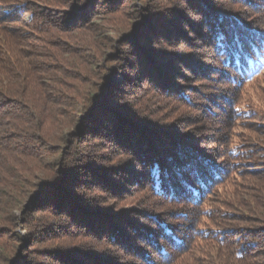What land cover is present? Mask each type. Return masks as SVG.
<instances>
[{"label":"trees","instance_id":"trees-1","mask_svg":"<svg viewBox=\"0 0 264 264\" xmlns=\"http://www.w3.org/2000/svg\"><path fill=\"white\" fill-rule=\"evenodd\" d=\"M121 1L69 0L67 10L56 0H0V264H264V139L253 146L222 133L213 151L180 109L154 114L125 99L141 89H125L141 65L137 84L200 107L220 131L254 123L264 138V108L244 93L264 77V0H190L175 19L179 34L202 25L200 55L212 65L176 61L203 70L198 84L219 80L203 88L214 97L200 93L208 106L169 71L183 43L156 25L180 1ZM108 14L117 28L101 43L92 22ZM132 35L147 46L119 51ZM237 176L244 185L222 196Z\"/></svg>","mask_w":264,"mask_h":264},{"label":"rangeland","instance_id":"rangeland-1","mask_svg":"<svg viewBox=\"0 0 264 264\" xmlns=\"http://www.w3.org/2000/svg\"><path fill=\"white\" fill-rule=\"evenodd\" d=\"M56 1H57L56 4L59 5L60 9H67V10L69 9L68 6L61 5L62 3L69 2V0H56ZM99 1L101 2L102 0H98V2ZM126 1L127 0H122L120 7L123 6L126 3ZM131 1L136 2V3L139 2L138 5L139 6L141 5V2H140L141 0H131ZM178 1H180L179 2L180 5L177 7V9H178L177 12H175V13L173 12L174 14L172 13L173 17L170 19V22H167V18H164L163 20L165 22H163L161 24H158L160 22L156 23V25H158L159 34L162 33L161 35H163L164 33H166L164 31L169 29V30L173 31V34H172L174 36L173 41L179 40V42L183 43V47L180 48L181 50H179L180 54L177 52L173 53L175 61L177 60L178 56L183 55L184 57H188L192 63L200 62V64H203L204 66L209 67L212 64L210 62H208L206 57H202V55H200L202 46H204V45L201 44V40H200L197 33H198V27H200L202 25L200 23L197 25L198 22H195V23H193V25L191 27H189L186 24H184V27L178 26L179 29L183 30V33L182 34L180 33L181 36H180L177 29L174 30V28H172L173 26H176V24H178L175 19H178V17H180V15L182 14V12H181L182 8L188 6V1H190V0H178ZM154 3L162 4L163 1L155 0ZM100 16L95 17L93 19L92 23L97 25L96 30L101 29V32H97V33L95 32L96 34L94 33V35H98L99 41L102 43L104 36L106 37V33H109L111 31L113 32V29H116L117 26L115 25L114 21L108 20L109 17L112 16V14H108L105 16L103 15L101 17ZM113 17H122V16L120 13L117 15H113ZM193 19H194V17H193ZM141 28H142L141 31L143 32L144 36H146L145 34H148V35L150 34V31L147 28V26L143 25V26H141ZM120 33H121V28H118L117 32H115V34H114V38L118 37L120 35ZM143 39L144 40H142L141 42H138V41L136 42V40H137L136 35L135 36L132 35L131 37H129L125 40L129 43L128 44L129 46H124V48L126 50H123L124 49L123 46H120L118 49L121 52L126 51V52H124L126 54V53H130V51H129L130 48L134 49V48H137V46L146 47L147 46L146 41L148 38L144 37ZM148 41H150V39ZM112 50H114V49L110 46L109 49H107L106 53L108 55H110L112 57V59H115L116 56L115 57L112 56V53L114 52ZM132 51H134V50H132ZM135 51H136L135 56H133V58H135V59L132 60L133 64L134 65H136V63L142 64L141 60L143 59V56H141V53L138 52V50H135ZM193 55H196V57H193ZM125 58L128 59L129 58L128 55H126ZM163 61H168L167 62L168 64H172L170 62L171 61L170 58L164 59ZM129 65H131V62L129 63ZM142 69L146 70L147 67L144 68V66L140 65L137 68V70H132V69L130 70L129 77H130V79H132L131 81H135V78L137 79V81L131 83L125 89H127V88L129 89L131 87V85H136L137 88H141V89L137 92H134V94H132L131 92L127 93L128 97H126L125 99L131 103V104L129 103L130 105L138 104L142 107L145 106L144 108H147L148 110H153L154 114H162L163 113L162 111H168L169 113L174 114V110L180 109V112L179 111H177V112H179V113L183 112L187 115V119L185 118V121L182 122L183 126L189 125L188 127L189 128L191 127V129L195 131L194 132L195 135H196V133H198L197 137H201L199 135V133L203 134L202 135L203 140L199 141V143H202L204 148L212 149L214 151L218 145L217 139H219V137L222 135V133H223V135L227 134L229 137V136H231L230 134L233 131L240 132L236 137H240V136L245 137L246 136L249 139V140H247V142H249L253 146L258 145L260 142H262V139H264L261 136V132H260L261 126L257 127L256 124L251 123L245 127V125H246L245 124L244 126H241V127L236 126L235 128H232L233 130H231V131L228 130L225 133L224 131H220L221 127L215 126L214 121H212V116H208L199 110L200 107H198L193 112L192 107L191 108H184L180 103H178L175 100H172L171 98L161 97V95L159 93H157V91H156L157 88L155 86L151 85V83H149V81L146 82L145 85H142V83L137 84L136 82L140 81V79H141V78H138V75L142 73V71H143ZM171 70H174L175 72L179 70L182 73L180 76L175 77V79H178V78L181 79L178 81V84L182 86L181 87L182 90H186L191 95L192 101H195L197 99L196 101H198L197 102L198 104L205 102V101L207 102V100H208V98L204 99L205 97L201 98V96H202V95H200L201 92L206 93L207 96H211V97H214L218 93L217 89L208 88L206 90H203V88L210 86V83L216 85L219 83V80H217V82L214 81V79L206 80V82L203 83V82H201L202 80L200 79V82L202 84H198L197 81H199V77L201 76V74H204V73H202L203 72L202 69H199L198 71H196L195 68H192V67L188 68V67H186V65L184 63H178V61H176V64L174 66H170L169 71H171ZM119 73H116L115 71L111 72L109 78L112 81V83L113 82H117L118 84L124 83L125 78L121 75V73L120 74ZM147 79H148V77H147ZM206 84H207V86H206ZM244 93L247 97H251V99H254V101L253 100L252 101L255 105L258 104L260 106H263V108H264V77L261 79V82H259V84H257L256 86H252V88H250V87L247 88V90ZM122 95H126V94L123 93ZM207 103H208V104H206L207 106L210 105L209 102H207ZM110 104L111 103L107 101L106 105H108L110 107ZM213 109L220 111L219 110L220 106H214ZM223 109H225V107H223ZM223 109H222V111H223ZM98 120H99L98 122H101V124H102L103 120L104 121L106 120L107 123L110 122V121H108L109 118L104 117L103 115H101L98 118ZM188 120H189V122L187 123L186 121H188ZM257 121L262 122V125H264V120L263 121L257 120ZM199 122H201V123L203 122V124H200ZM186 123H187V125H186ZM190 123H192V126H190ZM116 124L117 123H115V125H113V126H116ZM101 126H98V124H96V127H98V128H100ZM233 136H235V135H233ZM98 140H101V138L99 137ZM103 145L105 146L106 144H103ZM110 150H112L111 146H109L108 149L107 148L104 149L103 151H105V154H107L108 151H110ZM213 157H216V156H213ZM130 165H133V164L131 163ZM255 165H256V162L252 163L251 165L250 164L247 165V167L249 166L251 168H256L257 166H255ZM260 167L261 166H259V168ZM247 173H249V172H247ZM237 177L233 178V180H232L234 183L233 185L224 184L221 186L219 193H222V196L233 193L234 189L239 191L240 187L235 185V183H237L238 181L239 182L241 181V183H239V185H244L245 179L239 178L240 176H237ZM131 182H132V179H131ZM126 186H130V184H126ZM257 189L258 188L255 187L254 191L256 190L260 194L261 190H259V189L257 190ZM128 190H133V188L129 187ZM98 194H100L102 196V198L104 199V194H103L102 190H99L98 192L94 193V195H98ZM129 200L130 199H128V201ZM124 201H126V200H124ZM126 207H128V206H126ZM132 207H134V206H132ZM134 208L138 211L140 209L139 207H134ZM115 210H116L115 211L116 214L120 212V209H115ZM238 211H240V210H238ZM20 232L22 233L24 238H26L25 236L27 234V230L24 229V230H21Z\"/></svg>","mask_w":264,"mask_h":264}]
</instances>
